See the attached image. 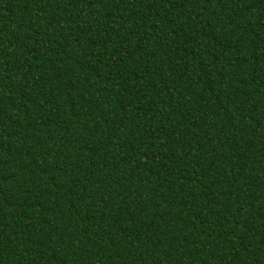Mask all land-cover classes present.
<instances>
[{
  "label": "trees",
  "instance_id": "obj_1",
  "mask_svg": "<svg viewBox=\"0 0 264 264\" xmlns=\"http://www.w3.org/2000/svg\"><path fill=\"white\" fill-rule=\"evenodd\" d=\"M0 264H264V0H0Z\"/></svg>",
  "mask_w": 264,
  "mask_h": 264
}]
</instances>
